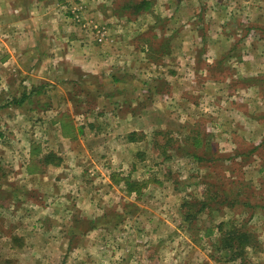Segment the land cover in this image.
<instances>
[{"label":"rangeland","instance_id":"374dc122","mask_svg":"<svg viewBox=\"0 0 264 264\" xmlns=\"http://www.w3.org/2000/svg\"><path fill=\"white\" fill-rule=\"evenodd\" d=\"M57 6L62 19L49 43L41 29L25 34L0 22V181L8 160L43 153L44 132L78 128L97 164L86 177L102 171L107 147L111 160L126 158L120 171L134 158L137 180L150 178L136 200L123 198V220L107 218L103 240L123 235L122 264L138 263L129 260L137 254L133 245L147 232L165 256L141 264H264V0H61ZM141 12L157 17L156 28ZM121 94L120 104L110 101ZM126 112L138 115L134 127L148 135L115 157V134L131 128L117 129L129 122L121 117ZM181 204L194 212L189 222ZM226 222L253 237L235 260L230 250H213L217 225ZM73 245L40 248L31 258L2 247L0 261L82 264L85 256L76 258ZM91 249L92 260L83 264H100V252Z\"/></svg>","mask_w":264,"mask_h":264},{"label":"crops","instance_id":"0c3cea01","mask_svg":"<svg viewBox=\"0 0 264 264\" xmlns=\"http://www.w3.org/2000/svg\"><path fill=\"white\" fill-rule=\"evenodd\" d=\"M59 1L61 2V0H57V2ZM57 2L55 0H0V22H10L14 25L12 27H17L14 29H23L22 31L25 34H27L28 29H36V31L41 29L44 34L40 38L47 40L49 43L51 39L57 37L55 33L50 32L51 29L57 28L58 22L62 19ZM146 5L151 8L152 2ZM149 15L148 12H141L137 16L144 19ZM149 18L153 20L151 22L153 26H150V29L156 28L157 17L152 16ZM55 30L59 32L61 29ZM77 39V36H75L73 41ZM130 87L133 88L135 85L131 84ZM124 100L123 94L117 96V98H110V101L119 104ZM121 117L129 122L122 123L120 121ZM121 117H117L119 122L122 123L117 129L121 132L124 124L131 128L127 133L124 131L115 134V137L117 136V139L120 140L117 147L119 151H112L115 157H120L121 153L126 155L128 146L136 143V141H127L126 134L136 132L142 133L143 136L148 135L145 132L147 129L141 130L134 127L138 115L126 112ZM63 127L59 126L43 133L47 138V142L41 145L47 146L42 149L43 153L36 160L30 157L18 161L10 159L8 160L11 162L9 166L5 165L6 175L3 176L5 181H0V248H6L7 255L19 257V254H21L31 258L37 257L41 253L40 248H43L46 251L45 253H49L52 251L51 248L58 250V247L67 248L74 244L71 247V253L82 260L81 255H84L85 262L83 263H87L92 260L89 257V253L93 252L92 249L88 252L91 245L96 252H100V258H97L96 262L100 264H122L123 256L119 257L118 254L123 251V246H121V243L125 242L122 238L123 235L121 234L122 237H120L114 234L115 238L110 241L103 240V236L110 227L107 222L108 216L111 213L118 216L125 214V207H127L128 202L126 203L123 198L136 200L139 196L134 192L127 193L124 190L123 182L114 180L115 176L137 180V176H134L137 162L132 158L130 168L122 172L120 167L123 159L125 161L126 158L120 157V162L111 160L110 151L105 147L102 171L99 174H97V171L90 178L86 177L87 169L97 167L95 160L89 158L91 150L84 147L82 139H79L78 128L71 131ZM92 130L89 129L91 135L93 134ZM148 130L152 131L153 129ZM112 131L114 130L106 131L107 135H111ZM106 132H101V135L106 134ZM124 133L125 135H123ZM113 150H116V146H113ZM48 152L59 156L60 161L56 164L44 162L42 160L43 154ZM14 156L13 154L12 157ZM144 180L148 182L150 178ZM16 182L20 186L15 187ZM36 192V196H32ZM125 203V207H122ZM129 205L131 204L129 203ZM14 216L19 221L12 222ZM54 219L61 221V224H54L52 221ZM119 219L123 220L121 216ZM97 220L100 221L95 223ZM83 221L86 223L84 229L80 226ZM124 227L125 223L120 228L118 227V232L121 228L123 230ZM72 230H74L73 233L70 232ZM57 232L61 237L59 240L53 237L54 233L57 235ZM98 235L101 236V239L97 237ZM167 245L168 241L165 242V246L167 252L170 253L172 248ZM133 247L137 254L134 257L131 255L132 259H129L131 263L138 261L141 264L148 262L151 257L155 256L160 259L164 255L163 252L157 250L158 241L155 239L154 233L151 234V232H147L139 243H134ZM151 250L152 252L149 254L148 251ZM115 259L118 261H115ZM11 262H14V259L8 261L4 258L0 261V264ZM157 264H162V262H157Z\"/></svg>","mask_w":264,"mask_h":264},{"label":"trees","instance_id":"16d2710c","mask_svg":"<svg viewBox=\"0 0 264 264\" xmlns=\"http://www.w3.org/2000/svg\"><path fill=\"white\" fill-rule=\"evenodd\" d=\"M26 98V95H22L21 99L19 100L20 102ZM141 136H143L142 133H136V132H130L126 134V140L130 142H135L138 141ZM201 143V139L199 140ZM140 156L141 154L138 153ZM142 157V156H140ZM60 157L55 155L52 152H48L43 154L42 160L46 163L51 162V163H58L60 161ZM116 182L122 181L124 190L127 193L134 192L136 195H140L141 189L143 186L147 183L146 180H131L129 177L128 178H119L115 176L114 179ZM182 205V215L183 218L186 220V222H189L191 218H189V215H194V212L189 210L188 208H185L184 204ZM202 206H200L199 210L196 211V214L201 211ZM229 225L226 227L225 225ZM217 231H218V237L215 239V244H213V250L214 251H226L230 250L231 256H229V259L235 260L237 259L242 252L244 251L245 248L247 247H252L253 246V237L251 232L246 231H237L235 232L234 225L229 222V223H221L217 225ZM216 245V246H215Z\"/></svg>","mask_w":264,"mask_h":264},{"label":"built area","instance_id":"2783aa9c","mask_svg":"<svg viewBox=\"0 0 264 264\" xmlns=\"http://www.w3.org/2000/svg\"><path fill=\"white\" fill-rule=\"evenodd\" d=\"M75 17H77V15H75ZM97 33H98L97 39H98V41H101L103 39L104 33L101 30H98Z\"/></svg>","mask_w":264,"mask_h":264}]
</instances>
